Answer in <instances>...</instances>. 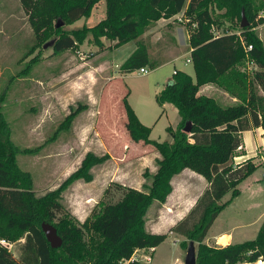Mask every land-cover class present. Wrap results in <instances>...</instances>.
I'll list each match as a JSON object with an SVG mask.
<instances>
[{"label":"trees","instance_id":"16d2710c","mask_svg":"<svg viewBox=\"0 0 264 264\" xmlns=\"http://www.w3.org/2000/svg\"><path fill=\"white\" fill-rule=\"evenodd\" d=\"M19 1L36 41L44 43L55 37L51 46L55 54L75 49L88 35L97 46H102L101 38L115 42L116 48L134 42L135 50L120 66L123 74L144 67L153 70L166 63L168 58L156 56L147 39L140 37L157 21L171 19L184 10L183 17L193 25L188 28L186 49L193 77L174 70L171 79L155 96L160 106L172 104L180 118L175 129L166 128L168 139L163 142L149 138L151 129L141 124L125 95V127L129 137L134 142L152 146L159 153L157 169L148 176L150 182L144 184L142 190L115 186L119 198L101 201L82 223L66 210L63 193L75 182H91V169L103 163L104 158L87 153L79 168L58 188L36 196L31 175L20 169L16 159L20 152L27 150H19L11 140L10 128L0 110V242L12 243L24 238L19 260L0 243V264H144L132 260L135 252L154 250L167 237L146 230V213L152 203L166 202L172 192V178L184 170L202 176L208 184L186 216L170 229L197 244L196 264H238L254 262L259 257L264 259L262 226L252 240L223 247L204 243L219 213L239 195V183L260 166L253 158L235 165L233 158L241 146L243 132L261 128L264 141V47L248 30V25L236 34L222 30L221 24L222 18L241 19L242 12L252 20L251 0ZM102 1L105 15L96 25L71 33L61 30L64 25L88 17ZM212 8L225 12L215 14ZM257 10L264 12V0H259ZM58 23L62 26L56 28ZM171 37L166 36L169 40ZM247 46H251L249 51L244 49ZM246 61L260 70L254 72L249 82L248 95L241 97L236 92L244 78L239 67ZM207 84L230 93L238 102L222 106L215 98L201 94L200 88ZM253 87H258L262 95L255 93ZM71 118L69 115L67 120ZM188 122L190 132L185 133L182 130ZM228 193L229 199L221 202ZM104 194L109 196L110 190ZM42 223L55 227L62 240L60 247L52 249L49 246L41 231ZM39 235L43 242L45 240L44 249ZM180 246L185 249L186 241Z\"/></svg>","mask_w":264,"mask_h":264},{"label":"rangeland","instance_id":"374dc122","mask_svg":"<svg viewBox=\"0 0 264 264\" xmlns=\"http://www.w3.org/2000/svg\"><path fill=\"white\" fill-rule=\"evenodd\" d=\"M251 2L253 19H247L244 12L243 16L248 30L258 37L264 47V21H260L264 19V12L257 10L259 0ZM212 10L220 15L225 12L224 9ZM104 15L102 1L88 17L64 25L61 30L71 33L92 27ZM241 19L232 16L231 19L222 18V30L239 34ZM189 24L181 14L167 25H157L158 32H147L140 37L147 39L156 56L176 61L153 70L148 67L146 75L139 74L138 70L123 74L120 66L131 53L132 42L117 49L115 42L101 38L102 46H97L88 35L75 49L55 54L52 47L43 48L55 37L48 38L44 43L36 41L19 0H0V110L10 128L11 140L19 150H27L20 152L16 159L20 169L31 175L32 190L36 196L58 188L79 168L87 153L103 157V163L91 169V182H75L63 193V205L79 223L89 218L101 201H116L119 198L120 193L115 186L142 190L144 184L150 182L148 176L155 173L156 159L160 155L152 146L130 139L125 127L123 98L127 95L126 102L138 120L151 129V140L163 142L168 139L166 128L175 129L180 118L172 104L160 106L155 96L171 79L174 70L184 71L193 77L192 66L185 63L189 61L185 56L187 44H184L180 31L174 30L180 27L187 35L188 28L193 27ZM170 32L175 38L170 36ZM167 35L172 40L167 39ZM259 70L248 61L239 67L244 76L237 87L239 96L248 95L249 82L254 72ZM253 90L262 95L258 87H253ZM204 93L210 94L222 106L238 102L230 93L214 85L205 89ZM69 115L72 118L67 120ZM241 150L237 149L235 156H241L244 152ZM260 152L263 154L253 157L263 158L254 161L258 165L264 160V149ZM189 172L182 171L172 178L173 193L169 200L164 204L154 202L149 207L146 230L166 234L167 237L154 250L136 251L135 258L140 262L184 264L189 241L170 229L190 208L192 200L199 198L206 189V183ZM107 189L110 190L109 196L104 194ZM237 189L239 195L217 216L207 237L218 230H228L233 233V243H240L254 239L260 225L264 226L263 168H257L239 183ZM229 197L230 193L221 202ZM38 237L44 249L45 240L43 242L41 235ZM185 241L186 248L183 249L180 243ZM1 242L16 260L20 259L24 238L12 243ZM194 246L197 251V244L194 243Z\"/></svg>","mask_w":264,"mask_h":264},{"label":"crops","instance_id":"0c3cea01","mask_svg":"<svg viewBox=\"0 0 264 264\" xmlns=\"http://www.w3.org/2000/svg\"><path fill=\"white\" fill-rule=\"evenodd\" d=\"M185 9V8H184ZM184 11V10H183ZM183 11L180 13V14H178V15H176L175 17H173V18H171V19H168V20H165V19H161V20H159V21H157L156 22V24H155V26L152 28V29H150L149 31H148V33H152V32H158V29L159 28H157L158 26L157 25H160V26H163V25H167V24H169V23H171V21H173L174 19H177V17H179L182 13H183ZM157 26V27H156ZM174 30H176V31H180V36L183 38L182 40H183V42H184V44H187V39H188V33H187V35L183 32V30L179 27V28H175ZM171 33V32H170ZM172 37H174V35L171 33L170 34ZM175 38V37H174ZM132 45H133V48H132V50L130 51L131 53L135 50V48H136V46H135V43L134 42H132ZM122 46H124V45H122ZM121 47V46H120ZM119 47V48H120ZM119 48H117V49H119ZM131 53L127 56V57H129L130 55H131ZM185 56L187 57V58H189V51L188 50H186V52H185ZM126 57V58H127ZM187 58H186V60H187ZM173 62V61H176L174 58H168L167 60H166V63H168V62ZM185 63H188V64H190V62L189 61H185ZM191 65V64H190ZM211 86H213V84H207V85H204V86H202L201 88H200V93L201 94H204V95H207V96H211L210 94H206V93H204L205 92V89H207L208 87H211ZM215 86V85H214ZM212 97V96H211ZM214 98V97H213ZM262 133H263V131H262V129L261 128H258V129H252V130H250V131H246V132H243L242 134H241V151H244V152H242V154H241V156H235V157H238L236 160H234V162H240V161H243V160H245V159H248V158H253L254 157V154H255V151L256 150H258L259 152H260V150L261 149H264V141H263V138H262ZM246 135V137H244ZM261 154H263L262 152H260ZM259 159H263L262 157H257V158H255V159H253V161H260ZM262 162H260V166L258 167V168H263V170H264V160H261ZM262 163V164H261ZM185 171H190V170H184L183 172H185ZM182 173V172H181ZM190 174H192V173H194V172H192V171H190L189 172ZM196 174V173H195ZM194 174V175H195ZM197 175V174H196ZM197 177H199V179H201V181H204L206 184V187L208 186V184H207V182L204 180V178L202 177V176H200V175H198ZM172 193H173V190H172V192H171V194L167 197V199H166V201L167 200H169L170 199V197H171V195H172ZM197 199H198V197L196 198V199H193L192 200V202H191V204H190V208L186 211V212H184L180 217H179V219L177 220V221H180L181 219H183L185 216H186V214L191 210V208L195 205V203H196V201H197ZM223 211H221L220 213H219V215L222 213ZM218 215V216H219ZM217 220V219H216ZM216 222V221H215ZM215 222H213V223H215ZM214 225V224H213ZM212 225V226H213ZM212 226L210 227V229L208 230V232H207V234H206V236H205V238H204V243L206 244V245H208V246H225V245H228V244H234L233 243V233H232V231H216L214 234H212V236L211 237H207V235H208V233L210 232V230L212 229ZM264 227L263 226V224H261L260 225V227ZM259 227V228H260ZM259 228L257 229V232H258V230H259ZM257 232H256V234H257ZM223 237H225L226 238V243L225 244H221V240H222V238ZM256 237V236H255ZM243 242V241H242ZM241 243V242H240Z\"/></svg>","mask_w":264,"mask_h":264},{"label":"water","instance_id":"95a60500","mask_svg":"<svg viewBox=\"0 0 264 264\" xmlns=\"http://www.w3.org/2000/svg\"><path fill=\"white\" fill-rule=\"evenodd\" d=\"M241 23H240V27L241 28H245L247 27L248 23L245 21L244 16H243V12L241 13ZM62 26V23H58L56 24V28ZM53 40L49 41L47 43H45L43 45V48H47V47H51L53 44ZM183 132L185 133H189L190 132V123H186V125L184 126ZM41 231L45 237V240L47 241V243L49 244V246L52 249H56L58 247L61 246L62 240L61 238L58 236L57 231L55 229L54 226L48 224V223H42L41 224ZM184 264H196V250H195V246H194V242L190 241L188 243L187 249H186V254H185V258H184Z\"/></svg>","mask_w":264,"mask_h":264},{"label":"built area","instance_id":"2783aa9c","mask_svg":"<svg viewBox=\"0 0 264 264\" xmlns=\"http://www.w3.org/2000/svg\"><path fill=\"white\" fill-rule=\"evenodd\" d=\"M245 49V51H249L250 49H251V46H247V47H245L244 48ZM148 72H149V70L147 69V67H144V68H141V69H139L138 70V73L139 74H141V75H146V74H148ZM239 148H241V147H239ZM238 148V149H239ZM258 155H261V153L258 151V150H256L255 151V154H254V157L255 156H258ZM238 157H234L233 158V162H234V160H236ZM239 163V161L238 162H234V164L236 165V164H238ZM1 244L3 243V242H0ZM3 245V244H2ZM134 259H136L135 258V255H134V257L132 258V260H134ZM150 259L148 258V261H149ZM245 264H264V259L263 258H261V257H259V258H257L254 262H248V263H245Z\"/></svg>","mask_w":264,"mask_h":264},{"label":"bare ground","instance_id":"6f19581e","mask_svg":"<svg viewBox=\"0 0 264 264\" xmlns=\"http://www.w3.org/2000/svg\"><path fill=\"white\" fill-rule=\"evenodd\" d=\"M221 243L222 244H225L226 243V238L225 237L222 238Z\"/></svg>","mask_w":264,"mask_h":264}]
</instances>
